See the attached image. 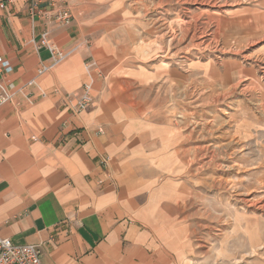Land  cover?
<instances>
[{
    "label": "crops",
    "instance_id": "obj_1",
    "mask_svg": "<svg viewBox=\"0 0 264 264\" xmlns=\"http://www.w3.org/2000/svg\"><path fill=\"white\" fill-rule=\"evenodd\" d=\"M30 1L0 0V236L40 245L44 264H194L188 133L161 97L178 68L139 58L120 0H68L62 23ZM44 34L68 55L38 75Z\"/></svg>",
    "mask_w": 264,
    "mask_h": 264
},
{
    "label": "rangeland",
    "instance_id": "obj_2",
    "mask_svg": "<svg viewBox=\"0 0 264 264\" xmlns=\"http://www.w3.org/2000/svg\"><path fill=\"white\" fill-rule=\"evenodd\" d=\"M120 1L139 58L178 68L161 97L188 133L194 264H264V0Z\"/></svg>",
    "mask_w": 264,
    "mask_h": 264
},
{
    "label": "built area",
    "instance_id": "obj_3",
    "mask_svg": "<svg viewBox=\"0 0 264 264\" xmlns=\"http://www.w3.org/2000/svg\"><path fill=\"white\" fill-rule=\"evenodd\" d=\"M68 0H31L28 6V11L32 15H39L48 23L53 21L68 22V10L65 8ZM46 3L49 8L46 10L37 9L39 4ZM44 34L39 41V45L48 50L50 54V64L41 66L37 69V74L40 75L45 71L50 70L55 65L66 58L68 52H63L56 46L51 44ZM0 71L10 72L11 66L6 59L0 57ZM42 97L46 96L45 92L41 91ZM6 97L1 95L0 99ZM68 99V97H65ZM91 103V95L89 87L84 86L81 94L78 96L77 103L74 107L76 111H81L87 108ZM0 264H44L41 258V247L38 244H14L7 237L0 236Z\"/></svg>",
    "mask_w": 264,
    "mask_h": 264
}]
</instances>
